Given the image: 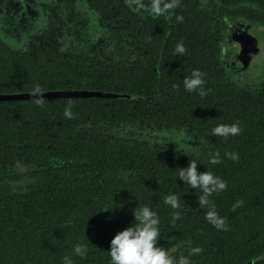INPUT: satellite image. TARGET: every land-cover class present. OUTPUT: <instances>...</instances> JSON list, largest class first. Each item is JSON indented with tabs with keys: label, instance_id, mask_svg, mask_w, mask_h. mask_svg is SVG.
Wrapping results in <instances>:
<instances>
[{
	"label": "trees",
	"instance_id": "16d2710c",
	"mask_svg": "<svg viewBox=\"0 0 264 264\" xmlns=\"http://www.w3.org/2000/svg\"><path fill=\"white\" fill-rule=\"evenodd\" d=\"M66 1L73 10L74 0ZM85 1L92 18L51 8L25 51L0 40V94L39 88L122 95L0 102V264H63L65 256L73 264H110L111 239L145 205L157 213L158 245L174 261L264 264V81L250 88L228 64L233 26L264 27V0H178L161 16L136 0ZM73 19L97 25L91 40L104 37L101 48L114 56L61 46L56 38ZM193 70L203 74L204 96L183 88ZM233 123L238 135H211ZM179 132L192 143L167 138ZM213 155L219 163L209 162ZM191 159L226 183L208 197L222 229L205 219L202 191L178 179ZM168 194L177 196L178 209L163 203ZM77 243L87 247L84 257L74 255ZM193 247L201 251L189 256Z\"/></svg>",
	"mask_w": 264,
	"mask_h": 264
},
{
	"label": "clouds",
	"instance_id": "9594fccd",
	"mask_svg": "<svg viewBox=\"0 0 264 264\" xmlns=\"http://www.w3.org/2000/svg\"><path fill=\"white\" fill-rule=\"evenodd\" d=\"M137 7H145L152 15L161 16L171 9H174L178 0H150L149 5H144L142 0H136ZM182 17H177V20ZM185 48L182 43H178L174 49V55H182ZM203 74L199 70H193L191 75L183 79V88L187 92H197L200 96L206 94L203 88ZM39 94V88L35 90ZM71 106L65 107V117L71 119L73 113ZM238 124H219L212 128L211 135L214 137L228 138L236 136L241 132ZM232 160H237L236 153H226ZM209 162L211 164L219 163L218 156L213 155ZM198 163L191 159L186 167L179 168L178 179L190 186L191 189L199 188L203 195L198 197V203L201 207H207L205 219L214 225L217 229L225 227L224 219L220 217L210 205L208 197L214 192L223 191L226 183L211 172H200L197 169ZM163 203L172 209L180 207L178 198L175 194H168L163 197ZM236 201L233 204V210L240 204ZM134 223L126 229L119 231L110 241L108 255L110 264H190L188 257L181 255L178 260L172 258L170 253L158 245L160 235V220L157 213L149 206L136 207L133 209ZM180 217L178 211L172 215V223ZM74 255L84 257L87 254V247L82 243H77L72 249ZM201 251L199 247H193L189 250V256L198 254ZM63 264H73L68 256L63 258Z\"/></svg>",
	"mask_w": 264,
	"mask_h": 264
},
{
	"label": "rangeland",
	"instance_id": "374dc122",
	"mask_svg": "<svg viewBox=\"0 0 264 264\" xmlns=\"http://www.w3.org/2000/svg\"><path fill=\"white\" fill-rule=\"evenodd\" d=\"M47 1L48 0H0V7L5 8L4 14L0 16L1 36L7 42L14 46H23L26 37L36 32L38 28L37 24L42 21L43 13L41 10V4L46 3ZM19 3L20 5H23L25 9H28L27 14H29L30 17L28 20L29 26L21 30H17L19 29V27L16 28V24H19V22L21 23L22 14L16 19H11V17L7 15V9ZM57 5H59V2L55 1V6ZM61 11L62 8L59 5L58 13H60ZM64 12L66 15H68L65 10ZM87 13L88 16L92 18L91 13L88 11ZM83 21L84 26L82 27L81 25L76 23L75 19H73L72 22L65 25L62 33L57 36L56 40L60 43L61 46H71L72 50L85 48H91L95 50L98 48L101 53H104L105 56L111 59V57L114 55L113 52L110 51V49H107L108 46L106 45L105 48H101V46L104 45L105 40L101 38L96 41L91 40L96 31H98V26L95 24H90L87 26L85 25V20ZM12 24H14L13 27ZM40 27H43V24ZM246 27L247 32L257 40V54L250 60V62L246 66L241 64L236 58V55L238 54L239 50L238 44L233 38H231L228 47L230 48L233 54H231V57L228 60V64L230 66H233V69L236 70L234 72V77L236 80H240L241 82L245 83V85L249 86L250 88H253L262 81H264V27L260 24H246ZM80 36H82V40H78ZM99 40L101 42H99ZM91 41L93 43H91ZM166 135L168 136V139L172 141L174 139L179 144L187 145L192 143V140L186 139V136L183 132L170 133Z\"/></svg>",
	"mask_w": 264,
	"mask_h": 264
},
{
	"label": "water",
	"instance_id": "95a60500",
	"mask_svg": "<svg viewBox=\"0 0 264 264\" xmlns=\"http://www.w3.org/2000/svg\"><path fill=\"white\" fill-rule=\"evenodd\" d=\"M34 31V30H33ZM32 31V32H33ZM232 38L240 44V51L237 54V59L243 64L247 65L250 60L256 56L258 51L257 40L247 32V27L244 24H239L238 28L232 32ZM229 57L230 53L224 51ZM121 97V94L114 92H103L99 90H62V89H50L46 91H39L37 95L36 92H13V93H1V101L10 100H26L35 98H57V97Z\"/></svg>",
	"mask_w": 264,
	"mask_h": 264
},
{
	"label": "flooded vegetation",
	"instance_id": "af4514ba",
	"mask_svg": "<svg viewBox=\"0 0 264 264\" xmlns=\"http://www.w3.org/2000/svg\"><path fill=\"white\" fill-rule=\"evenodd\" d=\"M55 1L56 2H59V5L60 7L65 10L67 12V14H70V12H72L73 16H76L77 12H80L81 15L84 16L83 19H87L88 18V13H87V8H86V5H88V3L85 1V0H74V6H73V10L71 7H68V3L66 0H48L46 3H42L41 4V10H42V13H43V19L42 21H40L37 25H38V28L36 30V32H34L32 35H29L26 37L25 41H24V45L21 46V47H17V46H14L12 44H10L9 42H7L2 36H1V33H0V40L4 43H6L7 45H9L10 47L14 48L15 50H19V51H25L27 50V47L29 45V41L30 39L38 34L44 27L45 25H47V14L48 12L51 10V8H55V7H59V5L55 6ZM15 4V3H13ZM89 6V5H88ZM59 10V8H58ZM4 11H5V8L3 7H0V16L4 14ZM28 13V9H25L23 5H20L17 4V5H14L12 6L11 8L7 9V15L9 17H11V19H16L18 18L21 14H22V19H21V23L19 22V24H16V28L19 27V29L17 30H21V29H25L27 26H29L28 24V20H29V14ZM37 14V12H36ZM43 24V27H40L41 25ZM240 23H235V25L233 26L232 28V31L233 32L235 29L238 28ZM14 24H12V27H13ZM244 25L246 26V24L244 23ZM102 36H98L97 37V40L99 38H101ZM101 39L105 40L104 37H102ZM100 39V40H101ZM99 40V42H101ZM20 41V40H19ZM238 44V53L240 51V44L237 42ZM105 45V43H104ZM236 58H237V55H236ZM240 62V61H239ZM241 63V62H240Z\"/></svg>",
	"mask_w": 264,
	"mask_h": 264
}]
</instances>
